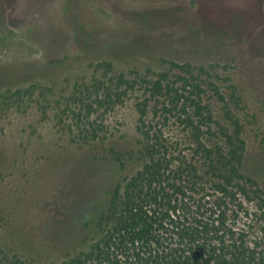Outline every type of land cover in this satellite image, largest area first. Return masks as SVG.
<instances>
[{"label":"rangeland","instance_id":"374dc122","mask_svg":"<svg viewBox=\"0 0 264 264\" xmlns=\"http://www.w3.org/2000/svg\"><path fill=\"white\" fill-rule=\"evenodd\" d=\"M170 60L235 86L246 163L264 178V0H0V255L47 264L88 248L113 186L141 164L137 112L130 94L89 141L66 103L105 63L151 76ZM248 211L235 230L264 249V215Z\"/></svg>","mask_w":264,"mask_h":264},{"label":"trees","instance_id":"16d2710c","mask_svg":"<svg viewBox=\"0 0 264 264\" xmlns=\"http://www.w3.org/2000/svg\"><path fill=\"white\" fill-rule=\"evenodd\" d=\"M167 64L127 76L105 63L102 76L76 85L66 104L89 141L103 131L99 117L134 94L141 164L113 186L88 248L47 264H264V249L235 230L249 205L264 215V178L245 159L241 96L232 84L224 93L202 66ZM0 264L24 261L1 253Z\"/></svg>","mask_w":264,"mask_h":264}]
</instances>
